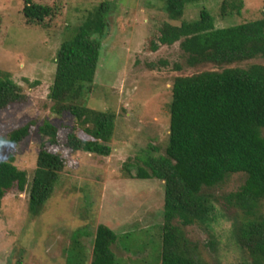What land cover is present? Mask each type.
Segmentation results:
<instances>
[{
    "label": "rangeland",
    "instance_id": "374dc122",
    "mask_svg": "<svg viewBox=\"0 0 264 264\" xmlns=\"http://www.w3.org/2000/svg\"><path fill=\"white\" fill-rule=\"evenodd\" d=\"M27 1L48 8L49 16L42 23L27 22L22 14ZM165 1L0 0V71L8 73L22 95L18 103L0 111L4 139L0 161L11 162L27 177L23 192L14 186L1 200L0 264H66L74 235H84L89 258L98 225L117 237L112 247L116 264H159L164 185L157 179L129 178V173L135 175L149 155L165 153L174 79L222 69L189 67L180 41H171L167 26L195 21L205 9L216 28H226L259 20L264 10V0H225L235 9L228 7L227 16L222 17L224 0H186L182 18L173 22L164 10ZM103 3L109 5L107 27L94 83L84 103L115 115L107 157L69 149L68 134L90 139L71 116L53 114L48 99L60 44L71 40ZM252 64L264 66V56L229 67L245 69ZM45 123L57 129L55 144L39 132ZM25 125H29L27 137L10 143L9 134ZM41 147L58 155L64 169L51 198L40 214L32 216L29 189ZM245 180V174H234L221 185L205 189L215 208V221L208 227L195 224L184 229L209 264L250 263L235 245L232 231L238 212L226 200Z\"/></svg>",
    "mask_w": 264,
    "mask_h": 264
},
{
    "label": "trees",
    "instance_id": "16d2710c",
    "mask_svg": "<svg viewBox=\"0 0 264 264\" xmlns=\"http://www.w3.org/2000/svg\"><path fill=\"white\" fill-rule=\"evenodd\" d=\"M185 5L186 0H166L168 19L179 21ZM228 7L235 9L234 4L224 0L222 17L227 16ZM108 10V3L101 4L71 40L60 44L48 93L52 113L71 116L90 139L68 134L67 147L102 157L111 153L115 115L88 108L84 99L94 83ZM22 14L29 23H42L49 11L27 1ZM167 27L171 41H180L189 67L222 69L174 79L164 155H149L135 175L127 171L129 178L157 179L164 185L159 264H209L184 229L195 224L210 226L216 214L205 189L217 187L228 176L240 173L246 175L244 184L226 198L238 212L232 237L250 260L242 264H264V66L229 67L264 56V10L259 20L216 28L209 12L203 9L197 20ZM20 91L8 73L0 71V111L18 103ZM28 130L29 125H25L12 131L9 142H21ZM39 132L49 137V144L57 142V129L52 124L45 123ZM3 141L0 137V145ZM63 169L58 155L40 148L29 189L28 211L32 216L40 214L51 198ZM26 185L25 172L11 162L0 161V204L12 187L23 192ZM83 236L72 237L66 264H116L112 247L117 237L113 231L104 225L96 227L89 258Z\"/></svg>",
    "mask_w": 264,
    "mask_h": 264
}]
</instances>
